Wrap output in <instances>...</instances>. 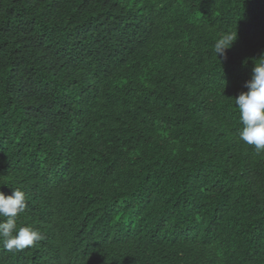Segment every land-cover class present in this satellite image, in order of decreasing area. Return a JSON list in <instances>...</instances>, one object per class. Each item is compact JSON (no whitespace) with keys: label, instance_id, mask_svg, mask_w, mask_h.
<instances>
[{"label":"trees","instance_id":"obj_1","mask_svg":"<svg viewBox=\"0 0 264 264\" xmlns=\"http://www.w3.org/2000/svg\"><path fill=\"white\" fill-rule=\"evenodd\" d=\"M262 56L264 0H0V192L43 236L0 264H264Z\"/></svg>","mask_w":264,"mask_h":264},{"label":"clouds","instance_id":"obj_2","mask_svg":"<svg viewBox=\"0 0 264 264\" xmlns=\"http://www.w3.org/2000/svg\"><path fill=\"white\" fill-rule=\"evenodd\" d=\"M237 39V38H236ZM235 39V40H236ZM232 35H224L214 45L217 57L226 58V49L235 41ZM251 78L245 82L247 92L234 98L243 125L239 139L254 146L257 153L264 152V56L256 60ZM27 207L25 193L14 188L11 195L0 192V243L6 251H22L35 246L43 239L42 234L30 226L16 228L15 218Z\"/></svg>","mask_w":264,"mask_h":264}]
</instances>
